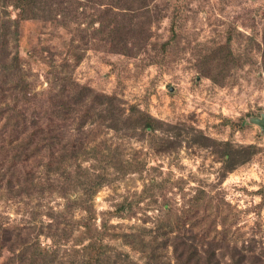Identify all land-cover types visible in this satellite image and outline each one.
<instances>
[{
  "label": "rangeland",
  "instance_id": "1",
  "mask_svg": "<svg viewBox=\"0 0 264 264\" xmlns=\"http://www.w3.org/2000/svg\"><path fill=\"white\" fill-rule=\"evenodd\" d=\"M52 1L48 20L22 19L11 0L0 7L15 22L9 52L39 103L58 77L89 90L80 111L90 110L89 148L126 173L107 165L86 210L57 193L11 197L0 182V264H83L95 238L99 264H149L124 235L153 236L172 222L170 238L225 241L264 264V128L254 121L264 115V0ZM142 113L155 134L132 124ZM99 146L130 164L103 159ZM80 166L94 179L100 169L93 157ZM124 198L136 205L117 212ZM158 256L174 264L170 242Z\"/></svg>",
  "mask_w": 264,
  "mask_h": 264
},
{
  "label": "trees",
  "instance_id": "2",
  "mask_svg": "<svg viewBox=\"0 0 264 264\" xmlns=\"http://www.w3.org/2000/svg\"><path fill=\"white\" fill-rule=\"evenodd\" d=\"M11 1L19 10L22 19L42 17L43 20H48L49 16L44 17L46 11L43 8H50L53 4L52 0ZM5 6L6 0H0L2 12ZM58 11H62L63 14V10ZM54 16L51 15V18L55 19ZM13 23L15 24L11 20L0 18V182L4 183V188L13 192L11 197H46L57 193L67 200L68 208L77 205L85 209L95 189L102 185L101 181L107 175V165L118 173L116 178L124 176L126 172H120L113 162L105 163L101 160L95 150L96 147L89 148L92 139H90L91 135L84 131L83 123L88 119L90 110L83 113L80 111L86 101L94 96L86 87L73 88L72 84L67 85L70 80L58 77L57 84L54 85L57 87L56 90L50 89L47 92V97L43 100L44 104L28 96L30 87L22 75L19 57L17 53L11 54L8 49L10 37L14 38L13 32L16 30V27L11 25ZM58 73L60 74V71ZM75 119L78 122L74 121ZM132 124L139 125L142 132L149 131V135L155 134L157 130V122L143 113ZM69 132H74V135H70ZM100 155L103 159L113 158L119 164H130L129 160L123 159L122 154L114 155L110 148L106 150L101 148ZM88 157L98 160L97 167L100 169L95 179L93 173L89 174L90 169L80 170V161ZM37 172L43 173V181L40 180L41 176ZM84 174H89L94 180H86L82 176ZM78 186L81 188V196L71 199L70 196L74 193L72 189ZM154 186L150 184L149 190L151 191ZM83 188L84 192H82ZM84 195L86 196L82 197ZM143 197L137 196V203ZM132 204L136 205L135 200L128 201L124 198L114 206L117 212H126ZM182 213L185 218L187 212ZM166 226L170 230L163 227L160 233H155L153 236L145 237L144 233L140 232L125 234L124 238L132 247H138L146 254L149 264H156L157 258L160 257L158 248L162 245L168 246V242L174 264H247V261L248 264H260L261 262L262 257L254 255L248 248L230 246L225 241L223 244L198 248L193 244L195 236L190 237L192 242L186 241L183 238L185 233L175 230L177 236L170 238L168 235L175 225L172 222ZM158 235L164 238L159 241V245L156 242ZM96 239L88 243L90 254L83 264L101 262L102 252L96 248ZM21 264H35V258L22 261Z\"/></svg>",
  "mask_w": 264,
  "mask_h": 264
},
{
  "label": "water",
  "instance_id": "3",
  "mask_svg": "<svg viewBox=\"0 0 264 264\" xmlns=\"http://www.w3.org/2000/svg\"><path fill=\"white\" fill-rule=\"evenodd\" d=\"M256 124H258L262 129L264 128V115L261 116L260 119L254 120Z\"/></svg>",
  "mask_w": 264,
  "mask_h": 264
}]
</instances>
